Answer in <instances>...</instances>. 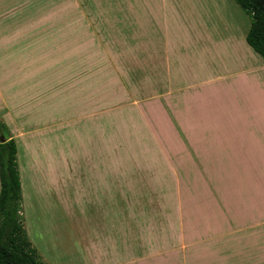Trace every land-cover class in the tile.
Listing matches in <instances>:
<instances>
[{"label":"rangeland","instance_id":"rangeland-1","mask_svg":"<svg viewBox=\"0 0 264 264\" xmlns=\"http://www.w3.org/2000/svg\"><path fill=\"white\" fill-rule=\"evenodd\" d=\"M83 3L82 24L73 25L74 31L98 36L100 48L115 51L116 93L107 86L111 100L106 99L105 111H92L91 121L75 125L82 137L71 136L64 122L53 126L57 136L47 124L41 137L19 139L14 127L6 129L20 148L21 216L41 262L80 264L75 255L86 247L103 255L107 251L101 243L89 246L85 241L99 243L100 232H108L106 238L117 242L113 259L121 264H130L128 258L133 264H264L261 186L250 193L245 186L229 184L227 170L212 167L195 150L180 121L176 93L161 116L152 104L156 89L146 80L145 66L146 36H163L165 14L177 20L170 36L173 54L193 44L180 20L200 19L218 34L243 36L251 18L233 0ZM206 75L213 77L210 71ZM194 111L197 131L215 132L217 152L230 150L234 167L240 164L250 174L255 169L251 177L264 181V151L249 137L252 131L264 134L262 104L242 88L234 96L212 86L198 96Z\"/></svg>","mask_w":264,"mask_h":264},{"label":"crops","instance_id":"crops-1","mask_svg":"<svg viewBox=\"0 0 264 264\" xmlns=\"http://www.w3.org/2000/svg\"><path fill=\"white\" fill-rule=\"evenodd\" d=\"M84 1L0 0V124L5 129L14 127L19 139L41 137L44 124L57 136L53 126L62 122L68 123L71 136L82 137L80 131L75 133V125L86 119L91 121L92 111H105L106 99L111 100L107 86L116 93L119 85L116 83L120 80L116 79L119 60L116 69L115 51H107L105 46L100 48L98 36H78L74 31L78 28L74 29L73 25L82 24L79 10L84 9ZM165 16H162L163 36H146L145 43L146 80L157 91L152 94L155 96L153 107L163 117L167 114L166 101L172 104L173 95L180 96V121L186 125L187 135L193 138L195 150L207 158L212 167L225 168L229 184L245 186L250 193L260 190L261 186L264 197V181L251 177L257 171L254 169L250 174V167L249 171L240 164L234 167L235 157L230 150L219 154L213 146L215 132L209 129L211 132L201 135L194 111L198 96L207 87L223 88L234 96L242 88L248 98L262 104L260 115L264 122V59L247 43L250 28L243 36H227L221 30L218 34L216 29L207 28L210 25L206 21L188 23L178 18L189 29L193 44L179 47L173 54L176 48L170 45V36L177 20ZM57 30L66 36L56 34ZM209 71L213 77L206 75ZM96 101L99 104H95ZM92 125L86 129L88 136L92 134ZM249 137L264 151V134L252 131ZM17 147L19 156L18 144ZM80 147V152L85 151L83 144ZM237 168L241 170L236 171ZM100 233L99 243L94 239L95 242L85 241V245L101 243V249L107 253L102 255L86 247L77 251L75 261L80 264L122 263L113 259L116 240L107 239L108 232ZM78 245L83 244L78 242ZM127 261L133 264L129 258Z\"/></svg>","mask_w":264,"mask_h":264},{"label":"trees","instance_id":"trees-1","mask_svg":"<svg viewBox=\"0 0 264 264\" xmlns=\"http://www.w3.org/2000/svg\"><path fill=\"white\" fill-rule=\"evenodd\" d=\"M252 20L248 45L264 59V0H233ZM0 124V264H43L22 220V183L18 147Z\"/></svg>","mask_w":264,"mask_h":264},{"label":"water","instance_id":"water-1","mask_svg":"<svg viewBox=\"0 0 264 264\" xmlns=\"http://www.w3.org/2000/svg\"><path fill=\"white\" fill-rule=\"evenodd\" d=\"M5 141H6L5 137H4V136H1V137H0V143H1V144H4Z\"/></svg>","mask_w":264,"mask_h":264}]
</instances>
